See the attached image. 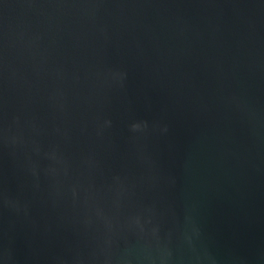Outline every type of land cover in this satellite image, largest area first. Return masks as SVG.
Segmentation results:
<instances>
[{
	"label": "water",
	"instance_id": "obj_1",
	"mask_svg": "<svg viewBox=\"0 0 264 264\" xmlns=\"http://www.w3.org/2000/svg\"><path fill=\"white\" fill-rule=\"evenodd\" d=\"M0 264H264V0H0Z\"/></svg>",
	"mask_w": 264,
	"mask_h": 264
}]
</instances>
